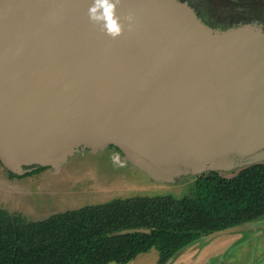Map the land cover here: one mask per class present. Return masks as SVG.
Instances as JSON below:
<instances>
[{
	"label": "water",
	"instance_id": "obj_1",
	"mask_svg": "<svg viewBox=\"0 0 264 264\" xmlns=\"http://www.w3.org/2000/svg\"><path fill=\"white\" fill-rule=\"evenodd\" d=\"M89 4L0 0V163L8 172L109 146L160 182L262 162L260 25L218 31L185 1L121 0L117 15L132 14L135 24L124 22L113 39L89 21Z\"/></svg>",
	"mask_w": 264,
	"mask_h": 264
},
{
	"label": "trees",
	"instance_id": "obj_2",
	"mask_svg": "<svg viewBox=\"0 0 264 264\" xmlns=\"http://www.w3.org/2000/svg\"><path fill=\"white\" fill-rule=\"evenodd\" d=\"M181 1L187 2L205 25L218 31L252 24L249 14L261 12L256 6L260 0ZM235 3H243L245 11L229 5ZM205 10L211 17L221 11L232 12L233 19L209 24L203 16ZM45 169L36 167L22 175L8 172V177L24 178ZM190 188L181 198H118L41 221H26L0 209V264H128L151 250L157 253L155 264H168L208 234L264 216V162L225 173L196 175ZM126 229L148 232L113 235Z\"/></svg>",
	"mask_w": 264,
	"mask_h": 264
},
{
	"label": "rangeland",
	"instance_id": "obj_3",
	"mask_svg": "<svg viewBox=\"0 0 264 264\" xmlns=\"http://www.w3.org/2000/svg\"><path fill=\"white\" fill-rule=\"evenodd\" d=\"M260 14L264 19V11ZM232 15L221 11L210 16L209 21H226L233 19ZM46 168L31 176L10 179L0 163V209L26 221H41L60 212L118 198H181L189 194L194 180V176L181 175L172 182L157 181L111 147L96 153L78 151L58 166ZM247 225L241 232L192 244L169 264H264V216ZM156 260L157 253L151 250L128 264H155Z\"/></svg>",
	"mask_w": 264,
	"mask_h": 264
},
{
	"label": "clouds",
	"instance_id": "obj_4",
	"mask_svg": "<svg viewBox=\"0 0 264 264\" xmlns=\"http://www.w3.org/2000/svg\"><path fill=\"white\" fill-rule=\"evenodd\" d=\"M121 0H90L87 8V16L91 23L99 25L106 35L117 38L122 34L124 22L131 29L135 20L132 14L124 17L117 15V8Z\"/></svg>",
	"mask_w": 264,
	"mask_h": 264
},
{
	"label": "flooded vegetation",
	"instance_id": "obj_5",
	"mask_svg": "<svg viewBox=\"0 0 264 264\" xmlns=\"http://www.w3.org/2000/svg\"><path fill=\"white\" fill-rule=\"evenodd\" d=\"M241 4H243V3H241ZM241 4L240 3H235V4H229V5H231L238 12H242V11H245V8H244L245 5H241ZM256 6L258 7L259 11H264V0H260L259 3H257ZM205 12H206V14L205 13L203 14L205 16L204 19L209 21L210 20V15H209L210 13L207 14L208 12L206 10H205ZM249 15H251L250 16V20H249L250 23L251 22H252V24L256 23V24H258V25H260L261 27L264 28V19L261 18V14L259 12L256 13V14H253V15L252 14H249ZM238 22L240 23L241 21H238Z\"/></svg>",
	"mask_w": 264,
	"mask_h": 264
}]
</instances>
